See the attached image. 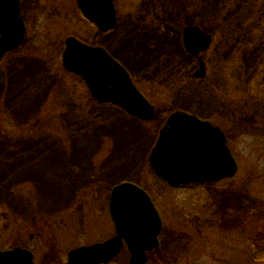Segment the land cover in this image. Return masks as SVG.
<instances>
[{
	"label": "rangeland",
	"instance_id": "374dc122",
	"mask_svg": "<svg viewBox=\"0 0 264 264\" xmlns=\"http://www.w3.org/2000/svg\"><path fill=\"white\" fill-rule=\"evenodd\" d=\"M114 2L117 27L104 33L77 0H23L27 37L0 62V250L28 248L37 264L65 263L71 250L116 234L110 196L128 181L151 194L165 223L149 264H257L247 246L263 244L264 228L251 230L252 242L224 246L206 227V204L209 191L226 190L264 208V0ZM188 25L213 36L200 62L184 52ZM70 36L111 53L156 117L96 103L63 66ZM179 110L226 132L239 164L230 183L174 189L156 176L151 152ZM129 258L125 249L110 264Z\"/></svg>",
	"mask_w": 264,
	"mask_h": 264
},
{
	"label": "water",
	"instance_id": "95a60500",
	"mask_svg": "<svg viewBox=\"0 0 264 264\" xmlns=\"http://www.w3.org/2000/svg\"><path fill=\"white\" fill-rule=\"evenodd\" d=\"M20 4L21 0H0V60L16 50L24 39L26 25ZM78 6L100 31L115 29L117 10L113 0H78ZM211 44L212 36L199 26L184 29V45L194 56L199 57ZM63 65L83 78L97 102L120 106L142 120L155 117L154 106L134 84L125 67L105 48L69 37L65 42ZM1 89L0 74V92ZM150 165L172 188L221 181L234 177L238 171L224 131L183 110L168 117L151 152ZM109 207L116 235L73 249L65 264H109L125 246L131 253V264H147L148 253L159 246L163 227L150 195L133 182H123L113 188ZM0 264L36 262L30 249L15 247L0 250Z\"/></svg>",
	"mask_w": 264,
	"mask_h": 264
},
{
	"label": "flooded vegetation",
	"instance_id": "af4514ba",
	"mask_svg": "<svg viewBox=\"0 0 264 264\" xmlns=\"http://www.w3.org/2000/svg\"><path fill=\"white\" fill-rule=\"evenodd\" d=\"M22 5H23V0H21V4H20L21 12H22ZM24 22L27 27V23L25 19ZM181 42L184 48V52L188 56L193 58V60L197 59V61H199L198 58H196L186 50L183 39H181ZM195 67L197 66L195 65ZM228 180L230 179L217 181V182L211 181L200 186H190L188 187V189H196L197 187H201V186L208 187L211 184L214 186H218L222 184L226 185ZM230 182L231 180L229 181V183ZM229 191L231 192V190ZM226 192H227L226 190L223 193L218 190L209 191V196L207 200L208 204H206V207L207 209L212 210L213 214L211 215V218L207 220L206 227L208 229L215 230L217 233H219L218 237L221 238V242L224 243V246L225 244H227V241L238 244L239 246L240 244H242L244 241L247 240L252 242V240L249 239L248 237V235L252 232L251 230L259 227L264 228V208L261 209L258 207V203H257L258 200L254 197H242L241 193L236 191H235L236 193L235 196H231L227 194L223 195ZM237 193H239L240 195ZM164 226L165 223H163V229ZM163 229L161 235L163 233ZM161 235H160V244H161ZM261 240H263L262 241L263 244L260 245L259 243L253 244L254 246L249 248L247 246L248 252H250L252 256H254V253L264 252V237L261 238ZM229 245L231 246V243H229ZM159 247L156 250H158ZM125 249L128 251L131 257L129 250L127 248ZM233 250L236 249L233 248ZM154 251H152L151 253H153ZM232 252L235 253L234 259H237L240 256V254L237 253L239 252V249L238 251H232ZM151 253H149L148 264L151 261L150 258ZM257 264H264V258L260 259Z\"/></svg>",
	"mask_w": 264,
	"mask_h": 264
},
{
	"label": "trees",
	"instance_id": "16d2710c",
	"mask_svg": "<svg viewBox=\"0 0 264 264\" xmlns=\"http://www.w3.org/2000/svg\"><path fill=\"white\" fill-rule=\"evenodd\" d=\"M64 40H65V39H64ZM84 41H85V40H84ZM85 42H87V41H85ZM63 49H64V42H63V46H62L61 52H63ZM69 74L74 75V76H76L77 78H79L77 75H75V74H73V73H69ZM79 79H81V78H79ZM82 82H83V80H82ZM83 83H84V82H83ZM84 84H85V83H84ZM255 257L258 258V259H263V258H264V252H257Z\"/></svg>",
	"mask_w": 264,
	"mask_h": 264
}]
</instances>
